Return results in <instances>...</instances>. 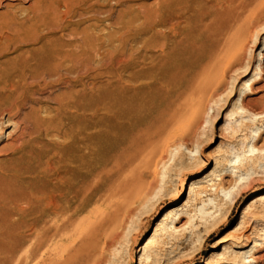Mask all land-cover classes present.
I'll list each match as a JSON object with an SVG mask.
<instances>
[{
    "label": "rangeland",
    "instance_id": "rangeland-1",
    "mask_svg": "<svg viewBox=\"0 0 264 264\" xmlns=\"http://www.w3.org/2000/svg\"><path fill=\"white\" fill-rule=\"evenodd\" d=\"M231 35L237 56L200 99L217 56L203 53ZM258 195L264 0H0V264H92L80 258L129 207L121 264L171 219L152 264H264Z\"/></svg>",
    "mask_w": 264,
    "mask_h": 264
},
{
    "label": "bare ground",
    "instance_id": "bare-ground-1",
    "mask_svg": "<svg viewBox=\"0 0 264 264\" xmlns=\"http://www.w3.org/2000/svg\"><path fill=\"white\" fill-rule=\"evenodd\" d=\"M223 26H224L223 23L219 24V28H221ZM237 29H239V28H237ZM236 36L232 37V35H231V37H228L227 39H225V42L222 45H220L219 41H217V43L215 42L211 46H210V44H211L210 43L209 46H208L209 48L207 46H205V45H208V44H206L208 42H205V44L202 43L205 46V49L206 48L210 49L212 47L209 50V53H203V55L204 54L205 55L208 54L209 58L212 57V55H216L217 54V56H215V57L213 56L212 60H211V58L210 59L207 58L208 59V64H206L207 60H204V62L206 61L205 64L207 65V66L205 65L206 68H207V73H206V76H204V78H202L200 80V82L198 83L200 86L197 85V87H199V91L198 92H199V95H200V99L204 98L205 96H208V95L214 93L215 90L218 87L221 86L222 80L224 78V74L227 73L226 71H229L228 69L231 67L230 65H232V63H233V61L235 59V56H237L239 48H240V46L242 44L241 43L242 42L241 37L239 36V37L236 38ZM219 38H220V36H219ZM197 47H199V46H197ZM203 47L200 46V48H203ZM196 49H198V48H196ZM194 54H195V52H194ZM259 56L262 57L263 53L260 52ZM252 82H253V78L250 79V80H247L245 85L251 86ZM241 96H245V93H241ZM193 102L195 103V101H193ZM201 102H202V100H201ZM192 108H193L194 112L197 111V110H195V108L193 106H192ZM232 115H233L232 113L231 114L228 113V115L226 116V121L227 122H229L232 119ZM260 130H261V128L257 129V131H256V134H258V135H256V136H258L257 140L261 139V136H262V135H260ZM253 139H255V137ZM156 146H158V145H156ZM164 147H166V146H163V148ZM154 148H155V146H154ZM157 148H160V147H157ZM158 150H160V149H158ZM164 150H165V148H164ZM164 150L162 149L163 153H164ZM255 150H256V146H253L251 151H255ZM153 151H154V149H153ZM150 153H152V150H151ZM162 155L159 156V158L156 160V163H157V161H159L162 158ZM151 163H153V162H151ZM150 167H151V165H150ZM195 177L196 176H193V179ZM211 181H212V179L207 178L206 180L205 179L202 180L200 183L208 184ZM192 183H194V182H192ZM222 184L224 186V183H222ZM222 184H217V185L216 184H209L207 186H202L201 192L207 193L209 191V187H211L210 191L213 190V188H216L215 190L222 189V187H223ZM46 189H48V188H45V191H47ZM137 191H138L137 193L139 195L141 190H137ZM222 191H225V190L223 189ZM49 195H50V193H49ZM50 196H52V195H50ZM140 196H138V198ZM226 196H227V194H226ZM46 199H47V196H46ZM48 200H49V198H48ZM262 200H264V195H258V196L253 197L251 200H249L251 202L247 206L248 210L252 209V207L254 205H256L258 202H260ZM209 202L212 203L213 200L209 199ZM51 205L53 206V210L50 208L52 210V213L57 215L59 209L61 208L60 207L61 204H60L59 198L57 196H55V193H54V196L51 197ZM206 205L207 204L204 202V205L200 208V212L202 213V217L203 218H205V217H213L212 212H207L206 209L204 210ZM131 209L132 208L129 207V208L120 210V211H118L116 214H114L113 216H111L108 219L107 230L105 231V235H104L103 241L100 242L98 240H96V241L93 240L92 242H94V243L89 247V251L87 252L88 254L85 253L86 255L84 254L85 255V256L83 255L84 257H81V258L79 257L80 258V262L84 261V260H87V259H92V264H121V260H123V257L120 255V252H121L122 249L125 248L123 239L126 236V231H127V228H128L127 227L128 226L127 225L128 224V218L133 214ZM172 212H173V210L170 211L168 213V215H171ZM174 215L175 216H179L180 214L179 213H175ZM181 219H182V217H178L177 218L178 222L181 221ZM163 221H167V218H164ZM172 229L176 230L177 226H174V221L171 219V221L169 223L164 222L163 224H160V226L158 228H156L153 236L150 237V238L147 237L145 239V240H147V239H149V240H148L146 246L144 247V249L146 248V252L143 253L142 257L140 258V261L142 262L141 264H152L153 263L154 259L151 257V254L148 251L149 246L152 243L155 242L156 237L163 236L164 232H170V231H172ZM96 237H98V236H96ZM91 238L93 239L94 237L91 236ZM258 245L259 244H257L255 242L252 245V247L249 250H247V251L248 252L253 251V249L258 247ZM84 252H86V251H84ZM131 254H132V251H131ZM77 260H78V258H77ZM78 262H79V260H78Z\"/></svg>",
    "mask_w": 264,
    "mask_h": 264
}]
</instances>
